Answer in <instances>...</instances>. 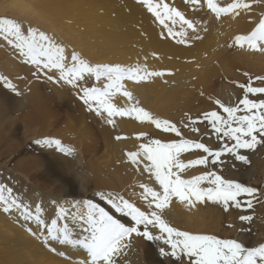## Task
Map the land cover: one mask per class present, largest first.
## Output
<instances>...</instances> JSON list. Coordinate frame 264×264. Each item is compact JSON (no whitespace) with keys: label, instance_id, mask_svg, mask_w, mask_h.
<instances>
[{"label":"snow or ice","instance_id":"snow-or-ice-1","mask_svg":"<svg viewBox=\"0 0 264 264\" xmlns=\"http://www.w3.org/2000/svg\"><path fill=\"white\" fill-rule=\"evenodd\" d=\"M186 3L200 4L201 0H185ZM259 0H203L207 9L217 19L222 16H239L242 11H250L253 3ZM156 20L167 28L168 36L178 44H191L202 39L197 22L187 19L179 9L167 3L153 0H139ZM171 26H170V24ZM179 24L180 30L173 26ZM189 30L193 35H189ZM0 38L12 46L19 55L35 66L33 75L43 74L49 81L63 82L77 89V95L88 111L115 124L116 117H134L150 122L157 129L175 133L179 139L162 142L148 138L136 151L126 153L134 165L143 164L145 171L154 175L160 191L141 184L142 197L148 201V210H142L123 195L116 192H98L114 213L130 218L122 222L109 208L93 199H53L50 203L53 214L48 215L42 200L25 192H17L15 186L0 182V211L16 215L17 222L33 236H36L50 251H57L53 244L63 248H76L81 252V264H123L132 249L131 238L135 234L147 241L162 240L167 246L160 247L161 256H169L175 262L187 259V264H264V242L256 246H246L236 239H223L211 234H194L171 226L162 215V210L176 197L181 202L193 205L195 202H210L221 205L225 211L230 206L237 209H251L258 196H264L256 187L234 179H225L215 170L223 164L222 157L229 155L242 165L251 163L248 153L264 147V99H250L249 94H264V87L252 86L251 79L238 86L244 90L243 98L235 106H228L216 100L223 113L213 110L189 121L195 125L206 121L212 134L219 142L212 148L199 140L183 138L180 129L168 119L153 115L139 105L123 83L126 79L146 81L164 76V71L149 70L147 65L93 64L73 50L70 54L65 46L53 35L15 18L0 17ZM235 45L245 44L253 50L264 51V15H261L254 28L247 34L236 35ZM87 78L96 82L106 81L102 86L87 85ZM262 80L264 77H256ZM0 80L14 92L15 86L0 75ZM117 94L127 98L124 105L113 102ZM187 127V125H185ZM192 131H199L193 128ZM140 132L137 139L147 137ZM121 139V137H116ZM37 145L55 147L60 153L74 155L75 150L66 146L60 139L42 137L34 141ZM192 149L202 150L204 155L187 162L181 154ZM203 165L213 166V170L184 179L181 171ZM154 206V208H153ZM243 222H251L252 215L239 217ZM34 225L35 230L32 226ZM159 229L155 235L151 229ZM61 256L65 252H60Z\"/></svg>","mask_w":264,"mask_h":264},{"label":"bare ground","instance_id":"bare-ground-1","mask_svg":"<svg viewBox=\"0 0 264 264\" xmlns=\"http://www.w3.org/2000/svg\"><path fill=\"white\" fill-rule=\"evenodd\" d=\"M4 2L0 0V12L5 8ZM153 2L167 3L170 7L183 12L187 19L197 22L200 29L206 28L207 31L201 30L199 33L202 39L191 44H178L176 39L168 36L167 28L161 25L154 15L139 3V0H9L11 7L19 14L27 13L28 17H33L42 23L44 28H50L55 39L64 46L67 45L68 50L71 46L70 49L72 50L69 54L75 50L83 58L91 60L94 64H121L126 66L139 64L147 65L149 70L164 71L165 74L162 77H154L140 82L126 79L123 83L126 89L132 92L134 100L138 101L141 107L155 116L175 122L178 115H170L168 109L176 108L175 105L180 107L182 103L186 105L187 100L193 99L189 87H193V90L205 89V86L215 75V68L213 67L217 64L220 67L228 66V69L238 68L236 62L224 60L221 57L224 56L225 49L236 46L234 43L236 35L247 34L254 28L255 20L259 16L256 14V6H264V0L253 3L250 11H242L239 16L226 15L220 19H217L215 14L207 9L203 0L200 4L186 3L185 0H153ZM31 3L34 8L31 7ZM36 5L37 9H35ZM173 30H180L178 23L173 26ZM189 35H193L191 30H189ZM90 79H87V84H89ZM95 83L97 86H102L106 81H95ZM7 100L6 98L5 101ZM29 101L30 104L27 105L30 108V115L27 122L31 123L34 122V118L39 112L36 110L34 95H30ZM126 101L127 98L123 97L122 94H117L113 98V102L118 105H124ZM62 104L70 110L76 111V114L74 113L76 116L85 114L81 102L74 104L71 100L64 99ZM87 112L93 120L98 117L95 112H90L88 109ZM76 116L73 118L79 119ZM99 122L101 138L107 140V142L104 141L108 148L107 151L115 145V150L113 148L112 150L117 153L118 158H115V154L112 158V154L109 152L115 169H108V167L102 169L103 181L115 182L117 179L126 185L135 174V185L132 187L139 189V184H143V179L140 177L149 172L145 171L143 164L137 166L131 163L126 153L136 151L141 143L147 142L148 138L159 139L163 142V139H171L175 136L157 129L150 122H141L134 117H116L114 125L106 123L105 120ZM140 132L147 133L148 136L137 139V134ZM118 136L121 139H116ZM7 142L6 135L0 129V146L4 147L5 144L8 146L9 143L7 144ZM4 153L2 148L0 155ZM9 161L11 164L9 169L27 179L33 189L29 195L44 202L48 215L53 214L50 203L53 199L59 201L93 199L110 209V206L100 199L88 197L83 193L82 188L99 187L97 183L99 170L91 171L94 177L89 173V176L93 177L92 179L84 177V180L81 181L82 178L79 180L72 171H67L58 159L48 157L46 163L43 164L45 173L39 175L40 178L43 175L56 178L62 192L61 195H56L45 193V191L43 193V188L41 189L37 184L39 178L33 174L35 163L31 159L16 155L13 160L10 159ZM127 163L128 167L125 165ZM84 170L87 171L85 167ZM246 179L248 180V175ZM146 185L157 191L161 190L155 178L151 177L150 182ZM44 194L46 198L43 197ZM174 203L179 208L185 209L175 210L173 208L180 212L179 217L185 221L191 220V217L195 215L193 213L200 206L198 205L199 202L189 205L179 199L175 202L171 200L170 205H175ZM110 210L114 213L113 209ZM114 214L122 220L126 219L119 213ZM196 217L198 220L201 219L199 215ZM22 224V221L17 222L16 215L5 214L0 211V264H81L79 249L63 248L53 244L57 251H50L40 239L31 235ZM195 224L196 220L193 222V225ZM29 226L35 230L34 225ZM199 226L202 224L199 223L195 229ZM132 246L123 264L149 263L145 254L139 251L135 245L132 244ZM61 251L65 252L64 256L60 255ZM147 254L152 264H163L149 244ZM168 261L169 264H175L171 257L168 258Z\"/></svg>","mask_w":264,"mask_h":264},{"label":"rangeland","instance_id":"rangeland-1","mask_svg":"<svg viewBox=\"0 0 264 264\" xmlns=\"http://www.w3.org/2000/svg\"><path fill=\"white\" fill-rule=\"evenodd\" d=\"M2 1H5V4H3L5 8L0 12V17L15 18L19 21H23L26 26L30 24L50 35L53 34L50 28H44L42 23L33 19V17H28L27 13L19 14L18 11H15L11 7V4H9V0ZM31 7L34 8L32 3ZM35 9H37V5ZM256 10V14H259V16L255 20V24L259 21L261 15H264V6L258 5L256 6ZM65 48L68 53L72 50L70 49L71 46H69V50L67 45ZM221 59L236 62L238 68L228 69V66L226 67L225 65H223L224 67H220L219 64L215 65L213 67L215 68V75L209 84L205 86V89L193 90V87H189V91H192L193 99L187 100L186 105L182 103L183 106L181 105L178 107L175 105L176 108L168 109L170 115H178L175 122H172L180 129L183 138L199 140L212 148H216L219 142L212 134V130L208 123L206 121H201L193 125L188 117L191 116L195 119L204 112L213 110L221 112L222 115H226L223 113L222 109H220L219 105L216 104V100H219L224 105L235 106L244 95V90L238 85L248 83L249 79H251L252 86L264 87V79H256V77H264V51L253 50L248 46L240 47L236 45L225 49L224 56L221 57ZM88 61L93 63L91 60ZM35 72V66L26 63L12 46L8 45L0 38V75L6 77L7 81L11 82L16 88L14 92L7 86L5 81L0 80V109H2V112H0V129L4 135H6L7 144L9 143L8 146H6V144L4 147L0 146V150L3 148L5 152L3 155H0V182H6L9 183V186H15L17 192L22 191L30 194L33 191L30 183L24 176L21 177L9 169L11 167L9 160H13L16 155H22L35 163L33 174L39 178L37 184L41 189L43 188V193L45 191V193L61 195L62 192L58 186L59 183L54 176L49 175L45 177L43 175L40 178L39 175L40 173H45V171H43V164L46 163L48 157H51L58 159L61 165L67 171H72L73 175L77 176L79 180L82 178L81 181L84 180V177L92 179L94 175L91 171L94 169L99 170L97 175L99 177L97 178L99 187L88 186L82 188L83 193L88 197L99 199L97 196L98 192H116L123 195L142 210H148V201L143 199V189L139 187L141 184L138 186L139 189H133L132 187L135 185V174L126 185L117 179L115 182L110 180H107V182L103 181L102 169L106 167H108V169H115L109 152H111L112 158L115 154V158L118 159L117 153H114L112 150L115 145L107 151L108 148L104 143V141L107 142V140L106 138H101L99 121L104 119L100 117L94 120L91 119L87 112V106L84 105L83 101L80 100L77 95V89L63 82L56 83L54 81H49L43 74L33 75ZM93 84L96 83L91 78L87 85L92 86ZM30 95L35 96L36 110H38L39 113L36 114L37 116H35L34 122L28 123L27 118L30 115V108L28 107L30 104ZM6 98L8 99L7 101H5ZM249 98L264 99V94H249ZM64 99L67 101L71 100L74 104L81 102L85 114L79 116L74 115L76 111H72L62 104ZM188 102H190V104H188ZM75 116L79 119L73 118ZM185 125H187V127H185ZM194 127L198 128L199 131H192ZM170 135L175 136V138L163 139V142H169L180 138L177 137L175 133H170ZM42 137L60 139L66 146L75 150L74 155L69 156L60 153L55 147H45L34 143L36 139ZM117 148L119 149V147ZM201 155H204L202 150L192 149L189 152L182 153L181 159L187 162ZM248 155L251 161L248 165H242L231 156L226 155L221 158L224 161L223 164L216 165L215 170L225 179L245 182L247 185L256 187L260 192L264 193V147L258 146L255 152L248 153ZM82 165H85L84 167L87 169L86 172ZM125 165L128 167V163ZM211 170H213V166L205 167L203 165H198L189 167L179 174L182 178L189 179L192 176ZM89 173L93 176L92 178L89 176ZM135 173L137 175V172ZM112 174L114 173L112 172ZM126 175H128V173H126ZM245 175H248V180ZM151 177L155 178L154 175L145 173L140 178L143 179V184H147L150 182ZM43 197L46 198V195L44 194ZM177 199L176 197L171 198L173 202ZM198 205H200L197 207L198 210L196 211L197 208L195 209L196 212L193 213L195 215L192 214L193 217H191L189 221H185V219L179 217L180 212L175 210L180 208L182 210L185 209L183 207L179 208L177 204L170 205L169 203V205L162 210V215L171 226L182 231H189L194 234H211L223 239H236L246 246H256L264 242V196H258L251 209H237L230 206L228 210L225 211L221 205L212 204L210 202H199ZM197 215H199L201 219L198 220L196 217ZM244 215H252V221H241L239 217ZM129 219L130 218L126 217L122 222H127ZM195 220L196 224L193 225ZM199 223H201L202 226L195 229V226L199 225ZM151 230L155 235L160 234L158 228ZM131 241L139 251L145 254L149 262L147 264H152L147 254L148 244L153 247L154 253L163 264H169L168 258L170 257L161 256L159 253L160 247L167 248L162 240L147 241L145 238L134 234ZM174 263L177 264L175 261ZM178 264H187V259L182 258Z\"/></svg>","mask_w":264,"mask_h":264}]
</instances>
